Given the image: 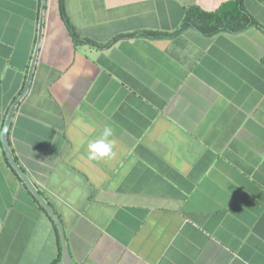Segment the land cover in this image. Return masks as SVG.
<instances>
[{"label": "crops", "instance_id": "0c3cea01", "mask_svg": "<svg viewBox=\"0 0 264 264\" xmlns=\"http://www.w3.org/2000/svg\"><path fill=\"white\" fill-rule=\"evenodd\" d=\"M235 1L45 0L22 96L42 0H0V136L16 103L10 153L73 264H264V0L243 32L180 31ZM61 251L0 142V264Z\"/></svg>", "mask_w": 264, "mask_h": 264}, {"label": "trees", "instance_id": "16d2710c", "mask_svg": "<svg viewBox=\"0 0 264 264\" xmlns=\"http://www.w3.org/2000/svg\"><path fill=\"white\" fill-rule=\"evenodd\" d=\"M253 24L254 20L242 7L241 0H236L234 3L227 4L215 12L206 13L199 9H191L187 13L180 31L194 28L200 34L211 37L221 32L240 33ZM148 35L155 38L172 36L158 33H148ZM78 42L82 41L79 40Z\"/></svg>", "mask_w": 264, "mask_h": 264}, {"label": "water", "instance_id": "95a60500", "mask_svg": "<svg viewBox=\"0 0 264 264\" xmlns=\"http://www.w3.org/2000/svg\"><path fill=\"white\" fill-rule=\"evenodd\" d=\"M44 3H45V0H42L41 9H40V24H39V27H38L37 42H36L34 55H33L32 62H31V66H30V69H29V73H28L25 89H24V92H23L22 96H24L26 91L28 90V86H29V83H30V80H31V76H32V71H33V68H34L35 61H36V55H37L39 42H40L41 31H42V18H43V14H44ZM15 107H16V103L11 107V109L9 111V114L7 116V119H6L5 123H4V125H3L2 133H1V136H0V142L2 144L4 153L6 155V158H7L8 162L10 163V165L13 167V169L16 171V173L21 178L23 183L28 187V189L34 195V197L38 200L40 205L46 210V212L51 217V219L53 220V222L55 223V225H56V227H57V229L59 231L62 251H61V260H60V262L58 264H73L72 260H71V257H70V253L68 251V248H67V245H66V242H65L64 233H63V229H62V226L60 224V221L56 218L55 214L48 207V205L44 202L43 198L36 191V189L31 184V182L26 177V175L22 172V170L18 167V165H16V163L14 162V160L12 158V155L10 153V149L8 147V143L6 141V133H7L10 121L12 119V116L14 114Z\"/></svg>", "mask_w": 264, "mask_h": 264}, {"label": "clouds", "instance_id": "9594fccd", "mask_svg": "<svg viewBox=\"0 0 264 264\" xmlns=\"http://www.w3.org/2000/svg\"><path fill=\"white\" fill-rule=\"evenodd\" d=\"M112 134V127L105 126L100 134V138L87 145L86 151L88 160L98 161L113 155V142L110 140Z\"/></svg>", "mask_w": 264, "mask_h": 264}]
</instances>
